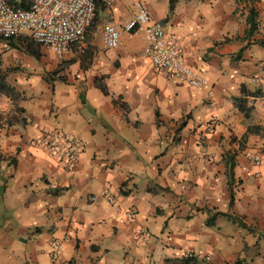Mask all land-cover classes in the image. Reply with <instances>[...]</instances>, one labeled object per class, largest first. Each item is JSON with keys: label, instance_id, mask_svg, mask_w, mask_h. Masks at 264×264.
<instances>
[{"label": "crops", "instance_id": "crops-1", "mask_svg": "<svg viewBox=\"0 0 264 264\" xmlns=\"http://www.w3.org/2000/svg\"><path fill=\"white\" fill-rule=\"evenodd\" d=\"M135 2L174 37L211 97L157 72L141 35L128 41L122 33L116 50L93 43L104 25L120 29L133 13L124 0L100 8L88 64L69 60V80L33 84V94L17 84L20 98L6 100L23 113L0 105V264H264V158L252 151L256 165L233 150L238 142L264 144L263 130L246 135L248 126L264 128V97L249 99V119L233 104L242 86L264 94V0ZM52 128L83 146L70 172L31 146ZM228 152L235 154L232 206ZM104 188L115 204L101 197ZM53 239L65 240L55 261ZM186 252L202 259H184Z\"/></svg>", "mask_w": 264, "mask_h": 264}, {"label": "built area", "instance_id": "built-area-1", "mask_svg": "<svg viewBox=\"0 0 264 264\" xmlns=\"http://www.w3.org/2000/svg\"><path fill=\"white\" fill-rule=\"evenodd\" d=\"M119 0H32L27 9L8 5L0 0V37L9 40L21 36L30 37L41 48L51 51L57 58L64 57L71 49L83 54L86 49V35L92 23L96 3L111 8ZM124 37L132 40L138 35L143 38V55L150 61L157 72L166 73L186 83L197 91H205L207 81L183 59L177 43L172 35L165 32L158 22H152L150 15L141 2L133 6V13L121 28L107 24L102 27L103 44L106 49H119ZM210 98L211 93L206 92ZM211 100V99H210ZM207 132L213 126H207ZM33 148L40 149L54 159L65 171L75 169L79 156L83 151L80 141L68 136L57 128L46 129L31 141ZM246 158L258 165L260 156L252 152ZM107 203L115 204L114 196L108 188L101 193ZM94 201L95 197H91ZM117 212H121L116 207ZM126 220H134V211L124 212ZM138 236L143 237L141 230ZM65 240H51L50 259L55 261L64 249ZM184 259H202L191 252L184 254Z\"/></svg>", "mask_w": 264, "mask_h": 264}, {"label": "rangeland", "instance_id": "rangeland-1", "mask_svg": "<svg viewBox=\"0 0 264 264\" xmlns=\"http://www.w3.org/2000/svg\"><path fill=\"white\" fill-rule=\"evenodd\" d=\"M135 3V0H124L126 11L128 9L131 10L132 6H134ZM125 39L130 41L127 38ZM123 42L124 40L122 38V43ZM93 43L102 44L103 38L100 39L93 37ZM8 52H10V54H7ZM70 55L62 58H57L51 51L41 48L40 60L36 61L32 57L22 53L21 51L8 49L4 46V44L0 43V59L1 61L5 62V68H8V70L11 71L10 74L13 75L11 78V84H13L15 89L19 92V96L22 93L17 89V84L23 86L26 92L29 91V94H33V92L30 90L33 84H40L44 87L45 85L51 86L52 83L55 82L53 78L57 79L56 77L63 76H65L67 80H69L70 76L72 77V72L71 70H69V68H66V63L76 57L80 58L83 54H79L75 49H73V54L71 56ZM26 66H29V68H26ZM46 79L47 81H45ZM49 90L50 88L40 89V91H42L41 93H47L49 92ZM23 94H25V92H23ZM6 99L7 98L5 96L0 95V105H2L3 107L5 106V111H15V107L13 106V104H10ZM259 111H262L264 113V107L259 108ZM256 115H258V112L256 113ZM231 143H234L232 139ZM255 144L257 143H252L250 145L253 146H250L238 142L237 149H233L234 153H237V155H239L246 161H250L246 158V153L252 151H257V153L264 158V144H261L262 147H260L259 149L255 148Z\"/></svg>", "mask_w": 264, "mask_h": 264}, {"label": "trees", "instance_id": "trees-1", "mask_svg": "<svg viewBox=\"0 0 264 264\" xmlns=\"http://www.w3.org/2000/svg\"><path fill=\"white\" fill-rule=\"evenodd\" d=\"M4 1L8 5L16 6V7L22 8V9H27L32 0H4ZM100 8L104 9L105 6L102 5L101 3H96L95 11H94V17L92 19V23H91L90 27L88 28V32L86 35L87 47H86L83 55H81L82 59H80V61H82V62L84 61L87 64H88V62H90V59H91V56H90L91 53L89 51L90 48L88 47L89 41L92 38L91 36H92L93 31L95 30V26L97 23V15H98L99 10H101ZM256 16H257L256 9H255L254 5L252 4L251 7L249 8V15L247 18V22H248L247 24H249V28H248V31L246 32V35H248V36H250L253 33V30L255 29L256 24H255L254 18ZM0 43L4 44V46L7 47L8 49L21 51L22 53L32 57L36 61L40 60L41 47L39 45H37L28 36H21V37L9 39V40H5V39L0 37ZM262 45H263V43H262ZM73 63H75V61H71L69 64H73ZM10 73H11L10 70L3 69L2 61L0 59V95H3L5 97L9 98L10 100H12L13 102H15L20 97H19L18 91L8 81V77H9ZM54 79L55 78H53V80ZM58 80L65 82L64 77H58ZM45 81H47V79ZM240 93H241L240 97L233 99L234 107L238 110V112H240L243 115V117L245 119H249L251 112L253 110V107L249 105V99L250 98L264 97V94L261 93L260 91L249 92L243 86L241 87ZM15 110L19 113L24 112V109H22L18 106H15ZM1 120H2V117L0 115V122H1ZM8 122L10 123V120H8ZM260 130L264 131V128H261L259 126H248L247 131H246V135L259 134ZM234 159H235V154H231L229 152L225 154L226 175L228 178L227 184H228V190L230 193V203H229L230 206L233 205V200H234L233 185L236 182L235 178H234V173H233V168L235 166Z\"/></svg>", "mask_w": 264, "mask_h": 264}]
</instances>
